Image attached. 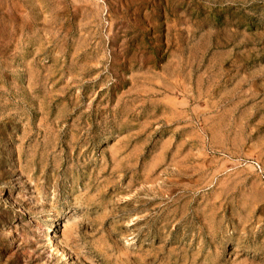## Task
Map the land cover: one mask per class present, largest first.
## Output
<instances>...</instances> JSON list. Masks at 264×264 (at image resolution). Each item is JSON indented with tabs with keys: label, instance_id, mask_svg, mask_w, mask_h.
I'll list each match as a JSON object with an SVG mask.
<instances>
[{
	"label": "rangeland",
	"instance_id": "374dc122",
	"mask_svg": "<svg viewBox=\"0 0 264 264\" xmlns=\"http://www.w3.org/2000/svg\"><path fill=\"white\" fill-rule=\"evenodd\" d=\"M0 264H264V0H0Z\"/></svg>",
	"mask_w": 264,
	"mask_h": 264
},
{
	"label": "bare ground",
	"instance_id": "6f19581e",
	"mask_svg": "<svg viewBox=\"0 0 264 264\" xmlns=\"http://www.w3.org/2000/svg\"><path fill=\"white\" fill-rule=\"evenodd\" d=\"M52 230V229H51Z\"/></svg>",
	"mask_w": 264,
	"mask_h": 264
}]
</instances>
